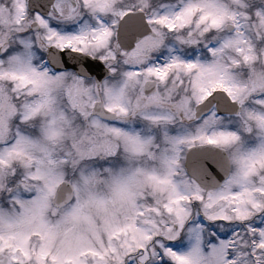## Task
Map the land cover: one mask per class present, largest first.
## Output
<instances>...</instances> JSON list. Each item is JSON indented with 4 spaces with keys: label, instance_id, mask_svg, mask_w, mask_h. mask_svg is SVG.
<instances>
[{
    "label": "rangeland",
    "instance_id": "1",
    "mask_svg": "<svg viewBox=\"0 0 264 264\" xmlns=\"http://www.w3.org/2000/svg\"><path fill=\"white\" fill-rule=\"evenodd\" d=\"M134 3L148 9L162 38L180 35L191 45L216 37L219 43L213 48L209 41L205 55L186 61L168 53L164 64L145 65L141 72L116 64L115 78L98 88L73 75L40 73L32 64L31 48L15 51L11 65L0 60V77L10 79L14 89L25 85L27 92L40 91L26 102L27 114L35 113L42 102L47 113L54 109L50 119H57L55 105L60 110L63 104L83 116L96 98L120 113L128 108L127 90L132 97L148 96L138 104L146 112L151 104L181 98L193 119V107L221 85L232 97H245L239 115L216 118L210 113L200 124L194 119L183 127L160 126L156 136L144 128L119 129L91 119L85 126L45 122L35 136L29 129L5 137L0 144V188L5 192L20 184L28 189L23 195H36L5 193L6 199L18 197L6 201L7 206L0 204V253L9 264H126L127 257L131 264H149L148 259L155 264H264V0H78L75 11L115 15ZM7 9L0 6V20L16 23L18 14ZM225 23L233 29H226ZM87 25L77 34L58 32L54 40L51 31L17 40L29 46L30 39L42 36L41 43L59 48L66 39L74 48L94 53L96 39L100 44L107 40L90 33ZM11 29L0 24V40ZM93 32L99 34L100 28ZM152 38H143L128 54L143 60ZM118 50L109 44L97 52L114 63L122 54ZM148 77L160 82L146 94L142 83ZM156 98L163 101L157 103ZM9 131L2 124L0 142ZM208 141L231 159L227 179L214 190L201 189L182 169L186 145ZM13 161L20 166L12 167ZM63 180L72 184L73 200L55 208L51 200ZM198 213L206 221L219 222V233L226 236L205 244L206 227L197 220ZM175 240L180 241L178 247Z\"/></svg>",
    "mask_w": 264,
    "mask_h": 264
},
{
    "label": "flooded vegetation",
    "instance_id": "2",
    "mask_svg": "<svg viewBox=\"0 0 264 264\" xmlns=\"http://www.w3.org/2000/svg\"><path fill=\"white\" fill-rule=\"evenodd\" d=\"M29 1L30 0H19L14 1L11 4V0H0V6H6L8 7L7 11L9 14H11L13 11H15L19 18L18 21L14 24L10 23V21L6 20H0V24L2 26H9L12 27L10 32L8 34L5 33V36L0 40V60L6 61L7 64L12 63V54L15 53V51H22L23 49H32L33 58L32 64L35 69H37L40 73L46 74L48 76H57L61 74H69L73 75L75 78L83 79L86 81H93L92 78L86 79L77 76L72 70H65L61 72L54 71L50 66L46 63V48L47 46H51L52 43H49L48 41L45 43H41L40 39L44 40V37L41 36L39 39L32 40L30 39L29 46H24L21 42H19L17 39H25L29 36L35 37L34 32H43L44 34L48 31L53 32V40L54 35H57L58 32H63L65 34H77L83 25H87L88 30H91L90 33H93L99 38L102 39V41H106L107 43L101 42V44L98 42V39H96L95 44L96 46H99L96 52H84L87 54H90L92 56H95L97 58H100L103 62V65L108 68L109 74L106 78L103 79L102 83H105L106 81H111L115 78L112 77L113 67L114 65L118 64V66L121 64L122 68L124 70H127L130 72L131 70L139 71L141 72V69L144 68L145 65H154L159 63H165V56L168 53L176 54L178 56V60L180 61H186L192 57H194L196 54L202 56L206 54V46L210 43L209 41H212V47H216V45L219 43L218 38L211 37L213 39L207 40L206 38L202 39L201 41H198L196 43H193L189 45L188 42L185 41V39L180 35H173L172 39H169L168 37H163L162 34L157 31V28L155 25H153L148 16H147V10L146 8H142L136 3L132 7H126L127 9H123L120 13H117L115 15H111V11L103 12L100 14H93L87 9L79 8L78 11H75L78 7V0H36L35 4H32V7H29ZM123 0H119V2H122ZM17 4L18 7H14V4ZM136 11H142L147 23L148 30L147 34L140 37L136 41H131V39L134 38V35H136V28L138 26V21H140L137 17H132L129 20V24L131 23V26H128L124 31L121 30L120 40L117 37V30H118V24L122 17L128 13V12H136ZM228 24V23H227ZM225 27L227 28V25L225 23ZM96 28H100V33L96 34L93 31ZM105 30L108 31V34H105ZM90 33L87 35V37L90 36ZM15 35L16 38L13 39V36ZM13 35V36H12ZM150 36L153 41L151 40L150 43H153L151 47L148 49L149 53H145L143 55L144 59L142 60L140 56L128 54L130 52V49L136 47V45L143 39ZM108 38V39H106ZM109 40V41H108ZM123 45H129L130 48L125 50L122 46ZM131 41V43H130ZM109 44L112 47V50L115 48H119L121 50L122 54H119V56L115 59L116 62H108L107 59H105L103 56L100 55V52H97L99 50H103L106 46H109ZM54 46V44H53ZM69 47L74 50L80 51L77 47L74 48L73 44L69 40L64 39V41L61 44V47L64 48ZM115 47V48H113ZM167 57V56H166ZM149 58V60H147ZM141 59V60H140ZM2 62V63H3ZM163 63V64H164ZM2 66V64H0ZM170 70V69H169ZM172 71H169L168 74L172 75ZM148 80H151L154 82V88L153 92L157 90L159 85V80L155 79L153 77H148L143 80L142 86H144V83ZM11 80L0 77V128L2 124L4 127L8 130L3 139L1 140L0 144L5 141V137L12 138L14 134H26L28 133L29 129H31L30 133L35 136L37 132L39 133V127L45 124V122H58L60 124H69L72 123V125L77 122L81 126H85L86 124H89V121L91 119L100 120L104 124H109L110 126L122 129H131V130H137L144 128V131H148L152 136H156L158 132V127H164V128H176V127H183L184 125H188L190 123H193L195 120L197 123H202L204 120V117H207L210 113H212L216 118H236L240 110L242 108V103L245 97L242 99H237L231 96V94L227 91V88L224 86H215L213 89H221L223 88L228 96L230 97L231 101L236 102V105L238 107V111L233 113H225V114H218L217 113V105L214 104L207 114L201 115L198 118L192 119L190 117L189 113H187V108L183 106V99L177 98L175 100L173 99L171 101V97H169L167 100L162 99H155V101L161 102L159 104H151L148 106V109L150 112L144 111V109L140 108L138 105L140 102L144 101L143 99H146L148 96H139L138 94H135L133 97L127 92L126 94L129 97L128 102V108L124 112H118L114 110L108 109L105 104L104 100L97 99L94 100L93 105L97 101H101L104 108L110 110L111 112H114L116 115L113 120L108 119H101L97 115L92 114V107L89 108L88 113L86 112L83 116L77 111L75 107H68V105L63 104L61 109L59 110L58 107L55 105L57 109V119H50L53 115L54 109L51 110L52 114L47 113V111H44V108L42 105V102H40L37 110L35 113H32V115H28L27 112V104L26 102L33 101L34 98L40 96V91L35 90L37 93H34L33 91L27 92V87L24 85H21L20 88L14 89L11 85ZM116 83V82H112ZM95 84V83H94ZM19 85V84H17ZM100 87V86H99ZM98 88V86H97ZM143 91L144 88L142 87ZM103 87L101 89L102 93ZM136 90V89H135ZM211 90V91H212ZM152 92V93H153ZM145 93V91H144ZM210 93V92H209ZM258 94V93H257ZM259 96V95H258ZM130 98H133L132 101H130ZM186 103V102H185ZM173 104V105H172ZM150 107V108H149ZM152 108V110H151ZM195 106L193 107V109ZM142 109V110H141ZM194 111V110H193ZM26 114L22 116V114ZM62 113V114H61ZM194 116V115H193ZM195 119V120H194ZM195 121V122H196ZM200 121V122H199ZM44 123V124H43ZM231 123H234L231 121ZM150 129H155L154 131L150 132ZM16 131V132H14ZM154 133V134H153ZM38 137V136H37ZM156 137H153V142L155 141ZM152 142V143H153ZM205 142H197V144H201ZM196 144V143H194ZM157 145L156 143L154 146L152 145L151 150L155 148ZM189 145H186V149ZM125 155H130V151L124 152ZM12 155V154H10ZM107 156V154H104ZM104 155H102L104 157ZM14 159H17L20 155L14 154ZM8 158V156H7ZM9 160V159H7ZM184 161V158H183ZM12 167H19L20 162L19 161H13L11 164ZM3 172V167L0 166V175ZM8 185V184H7ZM13 184L10 185L8 189L3 190V188H0V204L6 205V201H13L18 197L19 194L23 195L22 191H27V188H24V186H18L20 184ZM16 189V190H14ZM15 191H18V195H11L10 199L4 198L5 193L11 192V194L15 193ZM21 192V193H20ZM31 197H34L36 193L31 192ZM6 196V195H5ZM24 197V196H23ZM52 202V200H51ZM0 264H9V260L7 255L0 253ZM21 264H32V263H21Z\"/></svg>",
    "mask_w": 264,
    "mask_h": 264
},
{
    "label": "water",
    "instance_id": "3",
    "mask_svg": "<svg viewBox=\"0 0 264 264\" xmlns=\"http://www.w3.org/2000/svg\"><path fill=\"white\" fill-rule=\"evenodd\" d=\"M35 2L36 0H31L30 6L35 4ZM132 14L126 15V18ZM133 17H137L140 21H138L136 28L137 36L134 35V38L131 39L132 42L148 32L144 15L138 11L133 14ZM119 37L122 38L120 34ZM123 48L129 49L130 46L124 44ZM47 59L49 64L57 70L71 68L77 75L92 77L96 85H99L108 75V69L104 67L100 59L78 51L58 50L55 47H49L47 49ZM153 85L154 82H147L145 84V93L152 92ZM214 102L223 112L235 113L238 111L236 102L231 101L223 92L215 91L195 107V115L199 116L205 113ZM92 112L101 117L114 116V113L107 111L101 102L94 104ZM184 169L200 188L214 190L227 178L230 172V159L226 151L220 147L211 144L195 145L190 147L185 154ZM71 197V185L63 181L57 186L52 203L55 207H61L68 203Z\"/></svg>",
    "mask_w": 264,
    "mask_h": 264
}]
</instances>
